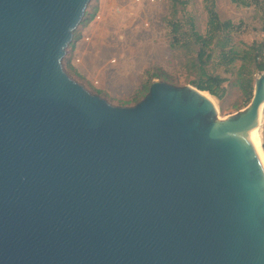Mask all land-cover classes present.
<instances>
[{
	"label": "water",
	"instance_id": "obj_1",
	"mask_svg": "<svg viewBox=\"0 0 264 264\" xmlns=\"http://www.w3.org/2000/svg\"><path fill=\"white\" fill-rule=\"evenodd\" d=\"M91 1L0 0V264H264V72L225 118L162 80L114 106L63 65Z\"/></svg>",
	"mask_w": 264,
	"mask_h": 264
},
{
	"label": "rangeland",
	"instance_id": "obj_2",
	"mask_svg": "<svg viewBox=\"0 0 264 264\" xmlns=\"http://www.w3.org/2000/svg\"><path fill=\"white\" fill-rule=\"evenodd\" d=\"M222 20H230L234 30L231 38L221 39L213 48L255 45L263 60L264 0H215ZM96 10L95 18L80 24L67 49L63 65L69 75L94 94L114 106H132L143 99L144 93L132 100L141 84L162 80L178 86L193 85L199 74L187 65L190 49L181 47L188 39L195 19L197 30L206 34L208 13L204 0H92L86 15ZM83 19V20H84ZM179 21L174 33L170 21ZM195 48H197L195 46ZM209 71L221 76L225 95L222 98L207 92L214 101L218 115L225 118L249 105L242 88L235 83L241 61L233 65L225 60H211ZM160 68L159 76L146 75L147 70ZM261 72L254 75V85ZM238 77V74H237ZM152 80V81H151ZM195 86V85H193ZM264 146V121L262 125Z\"/></svg>",
	"mask_w": 264,
	"mask_h": 264
},
{
	"label": "trees",
	"instance_id": "obj_3",
	"mask_svg": "<svg viewBox=\"0 0 264 264\" xmlns=\"http://www.w3.org/2000/svg\"><path fill=\"white\" fill-rule=\"evenodd\" d=\"M243 1V0H242ZM261 0H245V2ZM205 8L208 13V23L206 34L202 35L196 27L195 19L191 23V31L188 30V39L182 41L181 47L190 49L192 54L187 55V65L197 68L199 76L194 79L193 85L201 91L210 92L212 95L222 98L225 95V88L222 87V79L220 75H216L209 71L211 60H225L226 64L233 65L236 61H241V66L236 71L235 83L244 91L245 98L250 102L254 93V75L256 72L264 71V57L262 61H258L260 54L257 52L255 45L239 47L236 45L230 46L229 49H221L216 55L213 48L217 45L215 42L223 39H230V33L234 30L235 25L230 20H222L216 9L215 0H204ZM264 8V6H263ZM96 16V10L88 15L82 24L92 21ZM180 21V20H179ZM179 21H170L173 32L178 33L180 30ZM195 46L197 48H195ZM264 56V50H263ZM160 68L153 67L147 70L146 75L159 76ZM238 74V77H237ZM152 81V80H151ZM150 85L141 84L132 100H138V96L144 93V96L149 92ZM143 96V97H144ZM139 102V101H138ZM137 102V103H138ZM264 148V146H263Z\"/></svg>",
	"mask_w": 264,
	"mask_h": 264
},
{
	"label": "bare ground",
	"instance_id": "obj_4",
	"mask_svg": "<svg viewBox=\"0 0 264 264\" xmlns=\"http://www.w3.org/2000/svg\"><path fill=\"white\" fill-rule=\"evenodd\" d=\"M205 95H207L213 101V98L207 92H205ZM263 121H264V104H263L261 110L259 111V113L257 115V120H256L255 126L253 128V140H254V142L258 148V151H259V153L263 159V162H264V151H263L264 148L262 146V125H263Z\"/></svg>",
	"mask_w": 264,
	"mask_h": 264
}]
</instances>
